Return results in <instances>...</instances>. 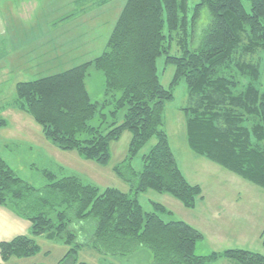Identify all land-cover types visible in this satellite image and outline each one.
Instances as JSON below:
<instances>
[{
  "label": "trees",
  "instance_id": "obj_1",
  "mask_svg": "<svg viewBox=\"0 0 264 264\" xmlns=\"http://www.w3.org/2000/svg\"><path fill=\"white\" fill-rule=\"evenodd\" d=\"M209 22L197 35L202 8ZM165 30V31H164ZM174 43L177 54H169ZM264 0H126L106 42L90 61L15 85L14 107L29 115L45 139L80 158L105 165L110 145L124 131L131 134L126 158L113 171L128 192L103 189L78 175L55 177L37 189L19 178L0 157V206L30 222L29 232L0 242L3 263L28 258L40 250L34 238L60 239L69 245L57 264L77 261L87 247L102 255H129L145 247L152 264H209L224 258L233 264H264V255L242 248L195 254L203 234L190 224L165 221L144 212L137 195L153 190L168 194L186 208L202 198L179 169L161 129L164 103L181 79L187 90L182 108L189 149L264 190ZM174 66L168 88L160 82L157 58ZM104 77V97L92 102L85 84L90 64ZM110 105L108 113L103 109ZM124 108L123 120L117 112ZM98 125L90 124L94 118ZM105 123L102 129L101 125ZM7 125L0 117V127ZM155 137L136 172L127 161ZM155 210L166 208L153 203ZM93 220L90 237L77 242L70 225ZM264 245V232L261 234Z\"/></svg>",
  "mask_w": 264,
  "mask_h": 264
},
{
  "label": "rangeland",
  "instance_id": "obj_2",
  "mask_svg": "<svg viewBox=\"0 0 264 264\" xmlns=\"http://www.w3.org/2000/svg\"><path fill=\"white\" fill-rule=\"evenodd\" d=\"M125 1L0 0V62L4 64L0 70V117L7 121L6 126L0 127V157L19 178L37 189L49 182L44 171H51L55 177L78 175L101 189L112 187L129 191L130 185L113 171V167L129 153V131H124L117 141L111 143L108 162L99 165L80 158L75 151L57 148L45 139L40 126L29 115L16 109L13 103L18 81L58 73L100 55L106 49L108 36ZM198 1L187 0L190 8ZM209 19L208 10L203 7L197 35L201 34ZM169 54H177L174 43ZM260 63L263 89L264 52ZM157 70L162 86L168 88L174 66L165 64L164 54L157 58ZM85 84L92 102L103 99L104 77L92 63L87 67ZM172 95V99L164 103L161 129L167 133L178 167L189 181L199 183L202 198L197 200L194 208H186L168 194L147 190L137 195L143 211H154L165 221H184L199 230L203 237L195 244L197 255L229 248L264 255L261 238L264 190L189 149L181 110L187 105V90L182 79L173 87ZM110 109L108 105L103 112L108 113ZM123 113L124 108L117 112L118 122L123 120ZM90 124L98 125L99 119L95 117ZM104 127L105 123L101 125L102 129ZM155 142L152 137L127 160L136 172L142 169V156ZM153 203L163 205L166 211L155 210ZM93 226L91 219L69 227L76 233L77 242H84L90 237ZM34 240L40 250L20 259V264H57L69 249L62 240L47 239L44 234ZM77 261L85 264H152L151 253L145 247L129 255H102L82 247ZM209 264L232 263L219 258Z\"/></svg>",
  "mask_w": 264,
  "mask_h": 264
},
{
  "label": "crops",
  "instance_id": "obj_3",
  "mask_svg": "<svg viewBox=\"0 0 264 264\" xmlns=\"http://www.w3.org/2000/svg\"><path fill=\"white\" fill-rule=\"evenodd\" d=\"M77 1L78 0H75V3H77ZM36 51H38V50H36ZM1 52H3V51H1ZM17 59H18V57H17ZM13 62H14V60H13ZM3 65L4 64H2L0 62V70H2L4 68ZM1 74L2 73L0 72V75ZM183 175L189 181L188 177L184 173H183ZM189 182L191 184H198L199 185V183H196V182H191V181H189ZM29 227H30V222L27 219L18 216L17 214H15L12 210H10L7 207L0 206V242L9 241L12 238H14L15 236L27 234L29 232ZM262 232H264V231H262ZM20 259H26V258H10L7 262L3 263L1 261V257H0V264H10V263L11 264H20V262H19ZM31 264H36V263L33 262Z\"/></svg>",
  "mask_w": 264,
  "mask_h": 264
}]
</instances>
